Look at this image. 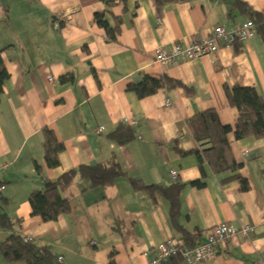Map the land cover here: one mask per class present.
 <instances>
[{"label": "crops", "instance_id": "1", "mask_svg": "<svg viewBox=\"0 0 264 264\" xmlns=\"http://www.w3.org/2000/svg\"><path fill=\"white\" fill-rule=\"evenodd\" d=\"M247 10L264 18V0L161 6L155 0H0V62L8 74L0 94V214L13 222L9 231L0 227V245L15 231L48 246L60 264H148L160 242H181L185 233L203 243L215 225L226 223L254 230L218 245L217 255L199 264H264V137L227 135L246 190L226 180L234 173L215 175L206 163L202 173L194 154L178 152L199 147L186 122L200 112L215 110L220 124L234 128L239 113L225 87H252L264 101L260 35L178 66L153 62L157 48L207 37L217 25L233 29L249 20ZM98 15L111 26L119 19L114 40L96 23ZM145 76H166L187 89L161 88L138 98L127 87ZM121 123L134 130L123 145L111 136ZM44 128L64 146L55 168L43 158ZM97 162H115L124 175L103 189L76 177L63 191L68 213L55 221L32 215L28 196L44 180ZM129 178L185 184L176 223L165 199L135 190ZM202 178L204 186L189 185ZM0 264L25 263L7 262L0 252Z\"/></svg>", "mask_w": 264, "mask_h": 264}, {"label": "trees", "instance_id": "2", "mask_svg": "<svg viewBox=\"0 0 264 264\" xmlns=\"http://www.w3.org/2000/svg\"><path fill=\"white\" fill-rule=\"evenodd\" d=\"M189 0H155L158 6L165 3L186 2ZM250 12L249 20L255 24L257 34L260 35L264 44V18L261 14ZM96 23L106 32L108 40H114L119 32V19L115 20L113 26L109 25L101 16H96ZM236 44V43H234ZM8 74L0 62V94L2 85L7 79ZM183 87L180 82L172 80L166 76L153 78L145 76L142 81L130 84L128 91H133L138 98H143L154 94L161 88ZM225 95L228 104L235 107L239 117L234 128L220 124L215 110L200 112L191 117L186 122V128L191 137L199 145L192 151L178 150L181 156L194 154L199 162L200 171L203 173L202 165L206 163L215 175L232 172L234 175L226 180L234 179L240 183L241 189L246 190L248 184L244 178L238 174L240 164L233 157L227 135L233 132L236 139L254 137L260 139L264 137V101L261 95L252 87L233 86L225 87ZM42 151L43 158L47 167L55 168L58 166V155L63 151L64 146L57 141L52 130L44 128L42 131ZM112 139L123 145L134 138V130L128 124H119L111 134ZM178 147V143H176ZM179 148V147H178ZM38 174L41 167L35 165ZM123 172L115 162H97L93 164L81 165L66 171L56 180H44L41 190H34L28 196V201L32 209V215L39 216L43 221H55L60 215L70 211L68 191L76 177L86 180L89 188H105L114 184V181L123 176ZM203 178L189 183L195 187H202ZM129 182L135 190L144 191L147 195L156 200L162 197L169 203V216L173 224L176 223L179 214V193L185 184L176 183L169 186L144 185L138 180L129 178ZM2 185V184H1ZM0 185V186H1ZM0 227L9 231L13 227V222L9 221L6 215L0 214ZM183 247L192 248L195 245L194 237L185 234L182 240L179 239ZM183 241V242H182ZM190 246V247H188ZM0 252L3 258L10 263L24 262L25 264H60L59 259L46 245H37L24 238L17 232H11L4 243L0 245ZM180 257L168 258L162 264H179Z\"/></svg>", "mask_w": 264, "mask_h": 264}, {"label": "built area", "instance_id": "3", "mask_svg": "<svg viewBox=\"0 0 264 264\" xmlns=\"http://www.w3.org/2000/svg\"><path fill=\"white\" fill-rule=\"evenodd\" d=\"M53 23V26L58 28L57 21ZM256 33L257 30L252 20H246L241 24H237L230 30H227L222 25H217L207 37L192 40L186 44L176 43L170 48H157L154 51L153 62L163 66H178L184 62L214 53L223 46L230 47L234 43H243L254 37ZM101 131L102 128H99L97 132ZM3 169L4 165L0 162V175ZM171 175L176 176V172L172 171ZM0 188L2 189L3 185ZM253 230L254 227L251 225L235 228L233 225L221 223L215 225L207 233L205 242L199 243L192 248H185L179 241L167 239L155 246L156 257L148 264H162L163 260L177 256L185 264H199L213 259L217 255L216 247L218 245L225 244L236 235L246 237ZM60 260L61 258H59Z\"/></svg>", "mask_w": 264, "mask_h": 264}, {"label": "rangeland", "instance_id": "4", "mask_svg": "<svg viewBox=\"0 0 264 264\" xmlns=\"http://www.w3.org/2000/svg\"><path fill=\"white\" fill-rule=\"evenodd\" d=\"M229 241H230V240H229ZM226 243H227V242H226ZM226 243H225V244H226ZM155 250H156V249H155Z\"/></svg>", "mask_w": 264, "mask_h": 264}]
</instances>
